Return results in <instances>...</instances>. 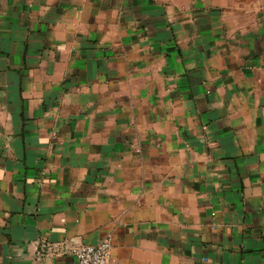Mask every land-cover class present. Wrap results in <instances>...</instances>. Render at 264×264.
I'll use <instances>...</instances> for the list:
<instances>
[{"label": "crops", "instance_id": "crops-1", "mask_svg": "<svg viewBox=\"0 0 264 264\" xmlns=\"http://www.w3.org/2000/svg\"><path fill=\"white\" fill-rule=\"evenodd\" d=\"M264 264V0H0V264Z\"/></svg>", "mask_w": 264, "mask_h": 264}, {"label": "built area", "instance_id": "built-area-1", "mask_svg": "<svg viewBox=\"0 0 264 264\" xmlns=\"http://www.w3.org/2000/svg\"><path fill=\"white\" fill-rule=\"evenodd\" d=\"M112 242L105 238L94 244H83L72 248L76 264H110Z\"/></svg>", "mask_w": 264, "mask_h": 264}]
</instances>
